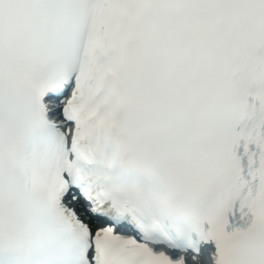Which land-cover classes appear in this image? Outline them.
Masks as SVG:
<instances>
[{
	"label": "snow or ice",
	"instance_id": "obj_1",
	"mask_svg": "<svg viewBox=\"0 0 264 264\" xmlns=\"http://www.w3.org/2000/svg\"><path fill=\"white\" fill-rule=\"evenodd\" d=\"M0 264H264V0H0Z\"/></svg>",
	"mask_w": 264,
	"mask_h": 264
}]
</instances>
